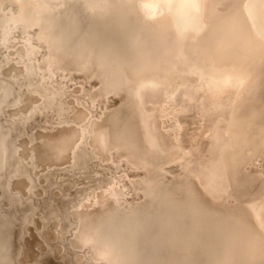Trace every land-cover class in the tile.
I'll return each mask as SVG.
<instances>
[{"label": "bare ground", "instance_id": "1", "mask_svg": "<svg viewBox=\"0 0 264 264\" xmlns=\"http://www.w3.org/2000/svg\"><path fill=\"white\" fill-rule=\"evenodd\" d=\"M71 71L122 101L70 117L57 79ZM263 82L264 0H0V204L20 212L39 169L87 170L90 146L141 170L146 202L100 185L65 212L58 239L79 264H264V182L247 172L264 160ZM192 113L209 117L202 155L183 143ZM36 116L64 126L17 145ZM10 216L0 207V264H17Z\"/></svg>", "mask_w": 264, "mask_h": 264}, {"label": "water", "instance_id": "2", "mask_svg": "<svg viewBox=\"0 0 264 264\" xmlns=\"http://www.w3.org/2000/svg\"><path fill=\"white\" fill-rule=\"evenodd\" d=\"M8 73V68H4L3 75ZM70 75L81 74L83 73L71 71ZM67 74L66 76H69ZM65 76V77H66ZM84 77V76H83ZM87 80H94L96 82L97 88L88 93V101L82 99L77 96V93L67 92V88L63 87L66 92L65 101L67 107L70 109V117L71 114L74 113L79 108L86 109L91 113V120L97 119L100 114L106 113L114 110L119 104L111 105V101H116L120 103L123 99V95H109L107 97H99L98 93V83L99 80L97 78H87ZM96 105L102 108L101 112H97ZM256 105L260 109V114L264 117V82L257 93L256 97ZM5 112V111H4ZM9 111L6 112L0 117V123L3 124L6 128H9L8 119ZM60 126L50 121L45 123V120L41 116H36L33 120L29 121L27 124L19 127L12 132V139L17 145L29 143V147L38 148L41 141V136L45 135L49 131L56 130ZM28 147V146H27ZM82 155L86 154L88 157V167L87 170L92 171L89 166L90 164H96L98 167H104L107 162H118L123 163L124 160L121 158H111V160L101 161L97 155L93 154V150L90 146H85L83 151H80ZM83 157V156H82ZM98 157V158H97ZM126 163V162H124ZM30 168V166H27ZM178 169V167H176ZM258 166L254 167L247 172L258 181V184H263L264 182V171H258ZM257 169V170H256ZM71 166L64 165L62 167H51L47 169H39L38 175H35L33 172L32 177L34 180V188L26 195H22L23 206L20 212L10 208L8 203L1 202L0 207L1 210L7 214H10V218H15L13 222H15L14 226V236H13V246L14 251L16 253V261L17 264H45L49 260H57V256H60L62 263L65 262V257L72 258L73 264H79V256L82 251L80 249H74L69 244L72 240L71 234L64 235V241L60 242L58 237L60 236L59 225L63 226L62 216L65 212H73L74 206L80 205L83 199H77L74 205L69 206L64 209V211L60 212L59 210H51L45 211L41 206H39L38 198L41 196H47L49 193H52V196H58L54 191H58L59 193L63 189V185L55 182V177L58 172H71ZM81 169H73V172ZM138 173L137 179L132 183L133 195L135 196V204L134 208H136L139 204L145 203L146 199L143 198V191L141 187L138 185V180L143 172L139 169H132ZM86 172V173H85ZM88 172L84 169V174ZM34 174V175H33ZM257 179H256V178ZM17 179H15L16 181ZM101 183V182H100ZM56 186V188H53ZM99 187V186H98ZM97 187V188H98ZM255 189L253 190V192ZM51 198V197H47ZM133 203V202H132ZM35 213L33 219L28 224H25L22 220L23 214H32ZM57 215V216H56ZM33 232H35L33 234ZM28 237L31 239L28 241ZM39 238V239H38ZM64 254V255H63ZM28 258L25 259V257ZM66 259V260H67ZM71 263V264H72Z\"/></svg>", "mask_w": 264, "mask_h": 264}, {"label": "rangeland", "instance_id": "3", "mask_svg": "<svg viewBox=\"0 0 264 264\" xmlns=\"http://www.w3.org/2000/svg\"><path fill=\"white\" fill-rule=\"evenodd\" d=\"M57 80L62 82V85L67 88V92L74 91L77 93L78 97L85 99V101H88V97H87L88 93L97 88L96 82L94 80H87L81 74L69 75L66 77H59ZM113 103L119 104L118 100L111 101V105H113ZM205 105H206V102H204L203 107ZM96 109H97V112L102 111V108L100 106H97V105H96ZM189 118H190V120H192V122L189 125H186L187 128H185L183 143H184L185 147H187L188 149H191L192 151H195L196 153H199L200 155H202L204 149L206 148L207 138L204 134V131L207 130V127L209 125V121H207V118H209V117L203 113L202 114L201 113L200 114H193L192 113V114H190ZM189 118H187V119H189ZM257 166L259 167L258 168L259 172H261L262 170L264 171V160H263V158H259V161H257V163H256V167ZM114 167H116V168H114ZM89 168L92 170V171L86 170L88 172L87 174L89 176L87 174H84V169L79 170L77 172H70V173L58 172L56 174V177H55L56 178L55 182H58V183L63 185L62 191L60 193L58 191H54L57 195L59 194L58 196H52V193H49L47 196L39 197L37 204L39 206H41L45 211H50V210L56 209L59 211L61 210L60 212H62V211H64L65 208L68 207V204H69V206H71L72 203L75 204V202L77 201V198L78 199H86L88 196H90L89 194H91L93 192V190L96 191L97 190L96 188L100 185H104V187H106V188L108 187L107 185H109V188H112V187L115 188L116 187V189H118L119 191H121L123 193L122 198L125 201H127L128 203H132V202L136 201L135 196L133 195V192L130 193V191H133L132 190V183L137 179L136 176L138 175V173L135 174L136 171L130 169V167H128L125 163L107 162L105 167H97L96 164H90ZM248 168L252 169V166H248ZM125 170H126L127 175L125 174ZM168 170L171 171V173H173V174L177 173V168L171 167ZM121 171H123V172H121ZM94 173H95V175H94ZM121 173H122V175L124 174L123 177H122ZM110 174H111V176H110ZM117 174H118V176H117ZM63 177H64V179H63ZM97 177L98 178L100 177V178L98 179ZM120 177L122 179H120ZM86 180H87V182H85ZM127 180H129V182ZM100 181H101V183H99ZM120 182L123 185H121ZM122 186H123V188H122ZM125 186H127V187H125ZM90 187H92V188H90ZM124 187H125V189H124ZM53 188H56V186H54ZM75 188H76V191H75ZM126 188H128V189H126ZM127 191H129V192H127ZM69 192H70L71 196L68 197ZM48 196L51 198H47ZM125 196H126V198H125ZM85 201L86 200H84V202ZM54 202H56L57 207H55L56 205ZM63 205H64V207H63ZM34 233L35 232H33V234ZM30 239H31V237L30 238L28 237V240H30ZM66 259L67 258L65 257L66 262L62 263L60 256H57V260H55V261L49 260L45 264H69L70 261L72 263V258H68L67 260Z\"/></svg>", "mask_w": 264, "mask_h": 264}]
</instances>
